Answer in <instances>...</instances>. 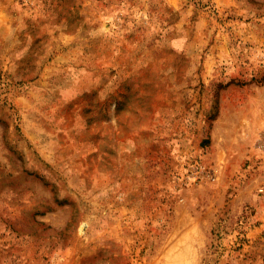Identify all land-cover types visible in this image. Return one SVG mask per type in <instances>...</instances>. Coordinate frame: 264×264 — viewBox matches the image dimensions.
<instances>
[{"label":"rangeland","instance_id":"1","mask_svg":"<svg viewBox=\"0 0 264 264\" xmlns=\"http://www.w3.org/2000/svg\"><path fill=\"white\" fill-rule=\"evenodd\" d=\"M0 264H264V0H0Z\"/></svg>","mask_w":264,"mask_h":264}]
</instances>
